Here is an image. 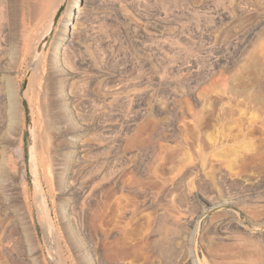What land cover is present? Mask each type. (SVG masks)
I'll use <instances>...</instances> for the list:
<instances>
[{
  "label": "rangeland",
  "instance_id": "1",
  "mask_svg": "<svg viewBox=\"0 0 264 264\" xmlns=\"http://www.w3.org/2000/svg\"><path fill=\"white\" fill-rule=\"evenodd\" d=\"M74 1L0 0V264H264V0Z\"/></svg>",
  "mask_w": 264,
  "mask_h": 264
},
{
  "label": "water",
  "instance_id": "2",
  "mask_svg": "<svg viewBox=\"0 0 264 264\" xmlns=\"http://www.w3.org/2000/svg\"><path fill=\"white\" fill-rule=\"evenodd\" d=\"M67 5V0H63V2L58 6L57 10L51 17L50 22L47 25V28L41 39L37 45V48L34 53V58H38L42 52L45 50L46 45L52 36L59 19L65 10ZM30 69L24 78V83L22 86V106L25 114V128H26V142H27V160H28V171L32 183V187L35 193H40L44 200L41 202L44 208L45 218L47 221L48 231L52 232L56 227V222L54 219L53 211L51 208L50 201L45 198V187L42 181V176L40 172L38 157H37V149H36V139H35V122L31 109V105L29 102L28 89H29V80L31 76Z\"/></svg>",
  "mask_w": 264,
  "mask_h": 264
},
{
  "label": "bare ground",
  "instance_id": "3",
  "mask_svg": "<svg viewBox=\"0 0 264 264\" xmlns=\"http://www.w3.org/2000/svg\"><path fill=\"white\" fill-rule=\"evenodd\" d=\"M31 4H33V3H31ZM35 8V7H34ZM38 9V8H37ZM79 12H80V10H79V4H78V1L77 0H75L74 1V4H71V6H70V9H69V12H68V19L71 21V19H74V18H78V16H79ZM78 23V22H77ZM71 25V24H70ZM59 53V51H56V55ZM160 80V79H159ZM77 110V109H76ZM80 112V111H79ZM12 113V112H11ZM78 113V112H77ZM7 114H8V110H7ZM9 115V114H8ZM82 115V114H81ZM7 115H5L4 116V118L6 117ZM83 117V116H82ZM4 118L2 119L3 120V122H4ZM8 119V118H7ZM11 119V118H10ZM13 119V118H12ZM5 120H6V118H5ZM9 120V119H8ZM7 120V121H8ZM12 121V120H11ZM9 123V122H8ZM7 123V124H8ZM2 124V123H1ZM6 124V123H5ZM1 126H3V124L1 125ZM5 126V125H4ZM37 194V193H36ZM45 198L46 199H48V196H47V194L45 193ZM37 200L38 201H43L44 200V197H42L41 196V194L40 193H38L37 194ZM40 202V204H42ZM38 203V202H37ZM73 205V204H72ZM72 205H70L69 207H68V209H72V211H73V209L75 208V207H73ZM31 209H33V208H31ZM39 209H41V207L39 208ZM44 209V208H43ZM31 212V217H32V220L33 221H35L34 220V218H33V210H31L30 211ZM40 212H41V210H40ZM39 215V214H38ZM40 220L42 221L41 223H43V227L45 228V229H48V227L44 224V220H43V217H42V215L40 214ZM45 221H46V219H45ZM47 222V221H46ZM77 223V221L75 220V224ZM30 253H31V251H30ZM29 254V253H28ZM196 262V261H195Z\"/></svg>",
  "mask_w": 264,
  "mask_h": 264
}]
</instances>
